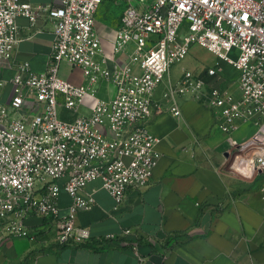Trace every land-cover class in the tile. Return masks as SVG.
<instances>
[{"label":"built area","instance_id":"built-area-1","mask_svg":"<svg viewBox=\"0 0 264 264\" xmlns=\"http://www.w3.org/2000/svg\"><path fill=\"white\" fill-rule=\"evenodd\" d=\"M103 1L0 0V62L11 60L19 41L18 16L36 25L49 13L56 34L47 68L36 72L19 63L10 99L0 100V227L10 237L36 240L27 218L41 215L56 219L59 244L86 243L92 232L76 219L96 203L91 193L82 194L91 180H102L115 209L130 189L149 184L161 157L159 138L148 128L163 109L155 100L161 85L177 116L181 97L215 111L228 134L224 168L245 178L264 173V0H124L119 26L106 32L111 49L96 26ZM195 44L216 54L217 63L184 68L172 78ZM64 62L81 69L83 83L61 75ZM223 62L238 71L235 80ZM101 80L115 87L109 98L99 96ZM242 124L253 132L237 138ZM62 190L71 197L65 214Z\"/></svg>","mask_w":264,"mask_h":264},{"label":"crops","instance_id":"crops-1","mask_svg":"<svg viewBox=\"0 0 264 264\" xmlns=\"http://www.w3.org/2000/svg\"><path fill=\"white\" fill-rule=\"evenodd\" d=\"M31 1L57 4L56 0ZM119 24H103L97 16L96 26L107 49L112 41L106 32ZM17 25L19 41L11 60L0 62V82L5 81L0 84V100L4 102L11 97V79L19 63L27 61L33 71H44L55 42V23L49 13L44 12L36 25L18 16ZM173 68L171 76L176 79L183 69L175 74ZM61 75L84 82L81 69H72L66 62ZM163 87L155 94L163 109L156 110L148 122L161 152L149 184L130 189L125 204L115 209L102 180H91L82 194L91 193L96 203L80 210L76 219L92 232L83 244H59L52 216L27 218L36 240L10 237L0 227V264H264V173L245 178L224 168L228 134L220 129L215 111L181 97L177 116L162 96ZM114 92L112 84L100 81L99 96L109 98ZM63 116L71 117L65 110ZM252 132L250 125L242 124L233 135L241 138ZM70 203V195L62 190L61 214L68 212ZM109 233L116 236L98 245L97 238Z\"/></svg>","mask_w":264,"mask_h":264},{"label":"rangeland","instance_id":"rangeland-1","mask_svg":"<svg viewBox=\"0 0 264 264\" xmlns=\"http://www.w3.org/2000/svg\"><path fill=\"white\" fill-rule=\"evenodd\" d=\"M124 8L125 3L123 0H105L97 12L99 21L112 27L117 26L120 22ZM218 60L217 55L206 47L193 45L190 50V54L181 63L173 68V72L176 74L184 68H197L202 65H215ZM222 69L228 77H231V80L236 79L238 71L231 64L223 62Z\"/></svg>","mask_w":264,"mask_h":264}]
</instances>
